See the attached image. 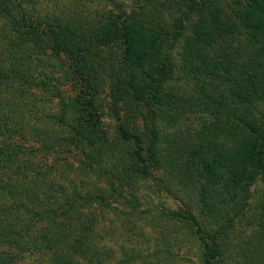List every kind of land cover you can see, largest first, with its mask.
<instances>
[{"label": "trees", "instance_id": "16d2710c", "mask_svg": "<svg viewBox=\"0 0 264 264\" xmlns=\"http://www.w3.org/2000/svg\"><path fill=\"white\" fill-rule=\"evenodd\" d=\"M191 251L264 264V0H0V264Z\"/></svg>", "mask_w": 264, "mask_h": 264}, {"label": "rangeland", "instance_id": "374dc122", "mask_svg": "<svg viewBox=\"0 0 264 264\" xmlns=\"http://www.w3.org/2000/svg\"><path fill=\"white\" fill-rule=\"evenodd\" d=\"M161 195L162 196H159L156 199L157 205L160 206V208H163V207L164 208H176L179 206L178 200H175V199L169 197L165 193H162ZM148 239H150V238L148 237ZM140 240L142 241V243L146 242V239H144L143 237H140ZM185 255L187 257L191 258L190 260H192V261H187L186 264H194L193 262L197 260V258L194 255V251L188 252L187 254L185 253Z\"/></svg>", "mask_w": 264, "mask_h": 264}]
</instances>
